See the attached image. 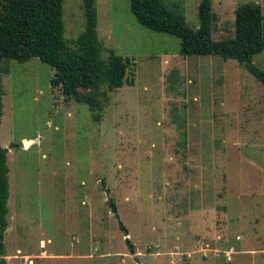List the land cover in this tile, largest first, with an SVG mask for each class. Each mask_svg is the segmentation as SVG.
<instances>
[{"label": "rangeland", "instance_id": "rangeland-1", "mask_svg": "<svg viewBox=\"0 0 264 264\" xmlns=\"http://www.w3.org/2000/svg\"><path fill=\"white\" fill-rule=\"evenodd\" d=\"M163 1L198 28L200 0ZM246 3L264 37V0H212L213 40L234 35ZM95 6L103 56L131 61L98 121L52 87L47 64L2 61L7 264H264V86L234 60L182 56L129 0ZM63 22L71 43L82 0H63ZM253 64L264 72V51Z\"/></svg>", "mask_w": 264, "mask_h": 264}, {"label": "trees", "instance_id": "trees-1", "mask_svg": "<svg viewBox=\"0 0 264 264\" xmlns=\"http://www.w3.org/2000/svg\"><path fill=\"white\" fill-rule=\"evenodd\" d=\"M129 8L141 26L177 37L182 56L210 55L234 60L264 86V72L253 64V57L264 51L263 14L258 4L238 6L234 35L222 40L212 38V0H200L196 30L186 24L183 12L168 7L163 0H129ZM82 9L84 28L69 43L64 38L63 0H0V71L4 59H39L54 70L52 87L87 105L98 121L107 98L106 89L113 91L124 86L131 61L114 51L103 56L95 0H82ZM2 95L0 79V103ZM30 142L23 141L24 149L29 148ZM8 174L7 150L0 145V264H7L4 237L9 213ZM109 206L119 218L113 201H109ZM119 226L126 236L124 225L119 222ZM125 242L133 252L129 240Z\"/></svg>", "mask_w": 264, "mask_h": 264}, {"label": "water", "instance_id": "water-1", "mask_svg": "<svg viewBox=\"0 0 264 264\" xmlns=\"http://www.w3.org/2000/svg\"><path fill=\"white\" fill-rule=\"evenodd\" d=\"M127 234V233H126Z\"/></svg>", "mask_w": 264, "mask_h": 264}]
</instances>
